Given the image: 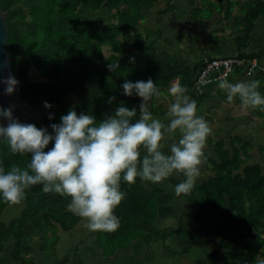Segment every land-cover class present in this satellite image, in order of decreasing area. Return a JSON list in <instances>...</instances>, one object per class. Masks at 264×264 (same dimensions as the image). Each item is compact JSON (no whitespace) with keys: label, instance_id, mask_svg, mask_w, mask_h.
<instances>
[{"label":"trees","instance_id":"16d2710c","mask_svg":"<svg viewBox=\"0 0 264 264\" xmlns=\"http://www.w3.org/2000/svg\"><path fill=\"white\" fill-rule=\"evenodd\" d=\"M161 1L0 0V6L7 11L8 53L13 58L20 96L30 104H51L55 110L53 123H60L61 116L70 109L77 115L90 114L100 121L112 115L121 104L137 109L142 102L138 96L123 94L121 85L125 80L136 82L151 78L164 93L157 100L169 95L175 79L186 87L200 72L204 59L192 67L166 60L157 54L155 40H151L153 35L142 29L148 12ZM236 3L245 9L244 17L240 18L242 28H237V55L261 60L263 52H251L249 44L254 24L264 18V0H228L227 15ZM173 9L174 4L170 2L163 13ZM202 10L203 3L194 13ZM101 11L114 17L99 26L87 13ZM212 14L213 10L208 12V17ZM130 36L146 48L151 54L149 58L140 59L135 46L126 47ZM110 63H119L120 67L109 71ZM72 97L74 107L70 101ZM111 97L115 99L109 103ZM192 97L196 102L204 100L202 96L192 94ZM150 111L160 115L167 113L156 101L151 102ZM32 124L41 128L47 120ZM206 143L211 146L212 153L204 151V161L213 174L203 180L196 179L193 189L183 194L189 203L198 205L192 228L221 227V223L212 219L215 215L226 218L227 229L243 232L237 238L225 236L219 241V250L191 264H264V147H260L261 161L252 162L253 144L242 136L232 137L229 147L225 139H217L212 134ZM161 150L170 154L168 148ZM29 160L27 154L12 155L6 143L0 142V161L6 169L13 164L24 167ZM170 180L175 185L181 182ZM42 190V185L33 186L34 192ZM121 190L126 198L115 209L119 228L114 232H96V244L104 256L114 255L118 249L130 246L148 233L152 244L162 241L169 248V227L158 225V199L162 195L165 200H172L173 195L154 183L147 187L139 178L131 185L121 180ZM68 203L69 198L59 194L34 195L30 189L19 204H10L0 198V252L12 244L11 257L16 264H36L35 239L42 235L43 254L56 256L61 229L74 230L82 221L67 209ZM16 206L20 207V212L5 219L7 210ZM69 261L66 257L58 264Z\"/></svg>","mask_w":264,"mask_h":264},{"label":"clouds","instance_id":"9594fccd","mask_svg":"<svg viewBox=\"0 0 264 264\" xmlns=\"http://www.w3.org/2000/svg\"><path fill=\"white\" fill-rule=\"evenodd\" d=\"M119 67V63L108 65L109 71ZM3 83L6 94L11 95L19 81L10 75ZM121 87L124 95L141 99L138 112L121 104L112 115L97 121L90 114L77 115L70 109L60 123L50 126L51 132L21 123L13 117L14 106L0 108V117L8 121L6 126L0 124V142L6 143L12 155L30 156L24 167L13 164L6 169L0 161V198L19 204L26 190L42 185L45 193L69 198L67 209L84 221L88 231L114 232L120 226L115 209L126 198L121 180L131 185L139 178L155 184L180 173L185 179L174 186L175 195L188 194L200 175L212 131L208 121L197 114L196 100L186 94V87L173 84L168 92L174 99L168 105L169 122L165 124L154 118L148 107L150 100L164 95L151 78L125 80ZM218 87L229 103L238 98L242 109L264 111L259 81L232 83L221 79ZM114 99L111 97L109 103ZM44 107L52 105L44 102ZM177 132L178 140L173 136ZM166 134L174 141L170 154L161 150Z\"/></svg>","mask_w":264,"mask_h":264},{"label":"crops","instance_id":"0c3cea01","mask_svg":"<svg viewBox=\"0 0 264 264\" xmlns=\"http://www.w3.org/2000/svg\"><path fill=\"white\" fill-rule=\"evenodd\" d=\"M172 1L174 0H166L165 8L170 2L172 3ZM236 1L239 2L241 0ZM222 2L223 1L221 0V3ZM221 3H219V5H221L222 7ZM225 3L226 8L224 11L223 9L217 10L216 12L214 11V14H212L211 17H208V11L206 10L207 16L205 15V18H200L198 16V19H195L194 11L201 5H199V7L196 5L190 10L189 13L184 14L180 13L183 12V10L180 9L179 6H174V9L176 8L174 12H172L170 15H162L165 9H159V6L157 4L156 7L148 12L146 19V22L155 21V24L157 25L156 30H149V32L154 35L151 40H155V47L158 50L157 54L169 61H179L186 67H192L197 61L202 60L206 57H213L208 54L210 51L221 53V55L219 56L237 55V27L240 25V18L244 17L245 15V9L241 8V5L236 3L233 6L232 12L229 14L231 18L228 19V0H225ZM160 7L163 6L160 5ZM219 16H221V18ZM168 18L171 20L172 24ZM238 19L239 23L237 25ZM185 32H187L189 36H183ZM249 49L251 52H263L262 58L261 60H259L260 68L251 75H247L242 71H238L226 79L232 83H235L237 81H259L258 91H260L261 94L264 95V18L254 24V29L251 33ZM150 56L151 54L149 56L143 55L141 59L149 58ZM183 56H187L189 58L184 59ZM174 81H177V83L179 84L178 79H175ZM193 87V80L188 81V84L186 85L188 92L186 94L189 95L192 99H194L192 97V94L204 97V100L197 102V106L199 109L204 106L207 107V104H209L208 109L210 113H213L214 116L213 118L215 126L210 124L212 129L211 134L214 137H216L217 139H225L228 142L227 147H229V142L231 141L232 137L236 135H243V133L239 131L237 132L238 127H247L249 123H254L256 129H253V134L255 131H257L256 135L254 136L256 138L252 140L251 138H246L243 136L242 137L244 140L252 142L253 149L255 147L254 140L260 141L261 143H257V147L259 148L260 152V147H264V143H262L261 141V139L264 140V132L259 133V130L262 127L261 125L264 124V111H260L258 108H249L246 110L242 109L238 98H234V101L232 103H229L227 101L226 93L223 90L219 89L218 82L208 84L202 91H198ZM168 97L171 96L166 95L165 99L160 100V103H157L158 106H163L166 111L167 107L165 101H167ZM140 103L137 105L138 111ZM148 107L150 110V106ZM239 109L243 110L241 111L243 113H237V110ZM222 113L225 114L224 118H221L223 117ZM259 114L260 117L258 116ZM166 116L167 113L165 115L153 114L154 118L160 120L161 118L164 119ZM216 117H218L220 120ZM255 120L256 122H253ZM162 122L167 124L166 121L162 120ZM261 134H263V136ZM167 141L168 139L165 138L161 142L162 148H168L170 150V145L173 142L169 145H166ZM204 151L212 153L211 146L206 143ZM252 155L254 157L252 162L261 161V152L260 157L258 158L259 160L254 161L255 154L253 150ZM203 164L209 170L207 162L204 161ZM178 174L180 175V173ZM171 178H174L177 181H181L178 180L177 177L171 176L168 179L164 180L162 183L155 184L163 188L168 193V188L173 185V183H168V180L171 181ZM143 183L147 187H150L151 185V182L147 183L143 181ZM164 200V197L160 195L158 199V208L160 212L158 225L161 228L169 227V248L164 245L162 241L152 244L151 235L148 233L143 238L135 240L130 246L118 249L114 255L109 257L104 256L102 249L97 244L96 245L98 249H100L98 255L94 254V252L97 253L98 251H89V249L84 248L80 251L79 254H76V252H68L63 256L60 248L63 250V248L65 249L66 246H70V244L67 238L62 237L61 234H71L74 231H64L61 229V239L57 247V255L54 257H46L41 250V245L40 247L35 246L34 257L36 260V264H58L66 257L70 258V261L67 262V264H77V262H75V259H73L72 257L73 253H75V258L78 256V258L83 259V264H190L191 260L189 259L188 255L190 252H193L195 257L202 254V258H208L213 252L212 245H219V241L225 236L219 233L218 240L212 241L205 235L208 233L212 234L213 230H216L217 228H226V218L224 216L214 215L212 219L221 223V227L198 226L194 229H197L194 238L191 235L190 231H187V227L182 226L183 221H179L182 222L180 223V230H176L177 224H179V222L177 224H175V222H177V220L186 219V217L185 215H182L183 213L175 212L176 209L172 207L171 201L174 200V195L172 200H168L169 202H171L170 204L166 203L167 201L165 202ZM215 249L218 250L219 248L216 247ZM0 264H16L11 257V248L9 250L6 249L4 252H0Z\"/></svg>","mask_w":264,"mask_h":264},{"label":"rangeland","instance_id":"374dc122","mask_svg":"<svg viewBox=\"0 0 264 264\" xmlns=\"http://www.w3.org/2000/svg\"><path fill=\"white\" fill-rule=\"evenodd\" d=\"M215 1V2H214ZM223 2L221 3V0H205V1H203V0H201V3H200V0H174V1H172V3L174 4V6L176 7H180V9H182L183 10V12H180V13H182V14H184V13H189L190 12V10L193 8V7H195L196 5L199 7V5H201L202 3H203V6H204V10H202L200 13H198L197 11H196V13H194L195 14V19H198V16L200 17V18H204L205 17V15H206V10L208 11V12H212V10H213V12L215 11H217V10H221V9H223V11L225 10V8H226V3H225V0H222ZM241 1H246V0H241ZM219 3H221L222 4V7H221V5H219ZM166 4V0H162L159 4H158V6H159V9H162V8H164V9H166L165 8V5ZM160 5L161 6H163V7H160ZM156 7V6H155ZM176 9V8H175ZM175 9L174 10H171V11H169V12H167L166 14H162V15H170L172 12H174L175 11ZM198 9V8H197ZM88 14V16L93 20V21H95L99 26H102L103 24H105L106 22H108L111 18H113L114 17V15L113 14H111V13H106L105 11H101V12H97V13H87ZM214 14V13H213ZM170 17V16H169ZM180 17H181V14H180ZM220 18H221V16H219ZM184 18H186V17H184ZM183 18V19H184ZM231 17L228 15V19H230ZM169 19V18H168ZM169 21L171 22V20L169 19ZM257 22V21H256ZM144 23V22H143ZM142 23V25H143V31L144 32H148V33H150L149 32V30L151 29V30H156V27H157V25L155 24V21H151V22H145L144 24ZM238 23H239V19L237 20V25H238ZM171 24H172V22H171ZM239 27H241L242 28V26H241V24L237 27V28H239ZM152 34V33H151ZM150 34V35H151ZM153 35V34H152ZM189 36V34H187V32H185L184 34H183V36ZM154 37V35L151 37V38H153ZM127 41H128V44L126 45V47H131V46H135L137 49H138V57L141 59L142 57H143V55H146V56H149L150 55V53L149 52H147L146 51V48L145 47H143V46H141V45H139V44H137L136 43V41L134 40V38H133V36H130L128 39H127ZM151 40H149V42H150ZM210 56H219V55H221V53H219V52H216V51H210L209 53H208ZM183 58L184 59H187V58H189V57H187V56H183ZM171 84L173 85V84H177V81H174V82H171ZM193 88H195V87H193ZM70 101H71V105L74 107L75 106V100H74V98L72 97L71 99H70ZM153 101H156L157 103H160L159 101L160 100H157V99H153L152 101L150 100L149 102H148V106H150V104H151V102H153ZM173 101V98H171V97H168V99H167V101H165V103H166V107L168 108V105L171 103ZM208 105L209 104H207V107L206 106H204V107H201V109H199L198 108V115H201V116H203L207 121H208V123L209 124H211V125H214L215 126V123H214V116H213V113L211 112L210 113V111H209V109H208ZM241 111H243V110H237V113H243V112H241ZM251 112V111H250ZM217 114H220V113H217ZM222 116L223 117H221V118H224L225 117V114L224 113H222ZM227 116V115H226ZM259 117H260V114L258 115ZM262 116V115H261ZM216 118H218V117H216ZM166 119V120H165ZM219 119V118H218ZM263 119H264V114H263ZM166 121V123H168L169 121H168V119H167V116L163 119V118H161V121ZM220 120V119H219ZM218 122V121H217ZM253 122H256V120L255 121H253ZM262 127L260 128V130H259V133L261 132V133H263L264 132V124L263 125H261ZM231 129V128H230ZM238 130H237V132L239 131V132H241V133H243V137H246V138H251L252 140L253 139H255L256 137H254L255 135H256V132L257 131H255L254 132V134H253V129H256V126L254 125V123H249V125L247 126V127H238L237 128ZM258 129H259V127H258ZM212 132V131H211ZM233 133V132H232ZM174 135V137H175V139H179V133L177 132V133H175V134H173ZM262 136H263V134H261ZM227 136V135H226ZM165 138L166 139H168V141H167V144L166 145H169L170 143H172V142H174L173 141V139H171V138H168V135L166 134L165 135ZM226 138H228V137H226ZM261 141H262V143H264V140H262L261 139ZM258 142H260V141H258V140H254V145H255V147H254V149H253V152H254V154H255V159H254V161H256V160H259L258 158L260 157V152H259V148L257 147V143ZM261 143V142H260ZM213 174V172H211V170L209 169H207L206 167H205V165L204 164H202L201 166H200V175L196 178V179H200V180H203V179H205V178H207L208 176H210V175H212ZM181 175V174H180ZM180 175L178 174V173H176V174H174V175H172V177L173 176H175V177H177L178 178V180H183V177L181 176L180 177ZM148 183V182H147ZM168 183H170V184H172V182L171 181H169L168 180ZM174 186H175V184H173ZM170 186L169 188H168V193H171L172 195H174V200H172L171 202H169L168 200H164L166 203H171V205H172V207L173 208H175L176 210H175V212H179V213H183L182 215H185V217H186V219H181V220H177V222H175V224H177L179 221H183V223L182 222H179V224H177V227H176V230H180V226H181V224L180 223H182V226H186L187 227V231H190V233H191V235L195 238V232H196V230H194L195 228H197L198 226H195L194 228H192V225H193V221H194V219H195V216H196V213H197V209H198V205L196 204V203H189L184 197H183V194H181L179 197H177L176 195H175V192H174V186ZM163 201V202H164ZM174 201V202H173ZM188 203V204H187ZM187 205H189V206H187ZM20 212V207L19 206H16V207H14V208H11V209H9V210H7V212L5 213V215H4V218L5 219H7V220H9L10 218H12L13 216H15L16 214H18ZM171 221H173V220H171ZM185 221V222H184ZM215 227H219V226H215ZM238 230H239V232H238ZM74 232H72L71 234H67V233H62L61 235H62V237H66L67 238V240L69 241V244H70V246H66V248L64 249L63 248V250L60 248V250H61V252H62V255L64 256L66 253H68V252H76V254H79L80 253V251L81 250H83L84 248L85 249H89V251H91V250H96V251H98L97 253H95L94 252V254L95 255H98V253L100 252V249H98V247H97V245H96V242H95V238H96V232H90V231H88L85 227H84V221L82 220V222L76 227V229H74L73 230ZM240 232H243L241 229H227V226H226V228L224 227V228H217L216 230H213V232H212V234L211 233H208V234H206L205 236H207L210 240H212V241H217L218 240V234L220 233L221 235H223V236H228V237H232V238H237V235H241V233ZM193 238V239H194ZM42 240H43V236L41 235L39 238H36L35 239V246L36 247H40V245H41V243H42ZM11 246H12V244H8V246H7V250H9L10 248H11ZM216 247H220L219 245H217V246H214V245H212V249H213V251H217V249H215ZM219 250V249H218ZM204 254V253H203ZM75 253H73L72 254V257H73V259H75V262H77V264H83L84 263V261H83V259L81 258H78V256L75 258ZM189 259L191 260L190 262L191 263H193V262H195L197 259H199V258H202L201 256H202V254H200V255H197V257H195V255L193 254V252H190L189 254ZM69 256V255H68ZM71 256V255H70ZM99 259V258H98ZM77 260V261H76ZM51 261V260H50ZM190 263V264H191Z\"/></svg>","mask_w":264,"mask_h":264},{"label":"water","instance_id":"95a60500","mask_svg":"<svg viewBox=\"0 0 264 264\" xmlns=\"http://www.w3.org/2000/svg\"><path fill=\"white\" fill-rule=\"evenodd\" d=\"M7 11L0 6V108L7 109L10 106L13 107V117L18 119L21 123H32L38 122L39 120H47V124L41 128H46L48 131L51 129V125L55 119V110L52 108H45L44 102H37L30 104L25 101L21 96V88L19 85L16 86L13 94L8 95L5 92L7 87L3 83L10 75L15 77V70L12 66V57L8 53L10 43L8 41V34L10 26L7 23ZM16 79V77H15ZM53 116V119H49ZM8 123L7 119L0 117V124L6 126ZM30 191L34 195L46 194L43 190L40 192H34L33 186ZM49 193V192H47Z\"/></svg>","mask_w":264,"mask_h":264},{"label":"built area","instance_id":"2783aa9c","mask_svg":"<svg viewBox=\"0 0 264 264\" xmlns=\"http://www.w3.org/2000/svg\"><path fill=\"white\" fill-rule=\"evenodd\" d=\"M259 68L260 63L257 58L238 55L206 57L200 72L195 76L193 85L196 90L202 91L208 84L226 79L238 71L251 75Z\"/></svg>","mask_w":264,"mask_h":264}]
</instances>
